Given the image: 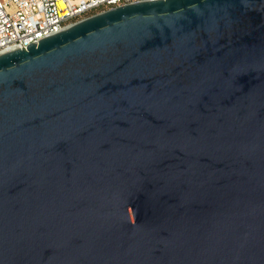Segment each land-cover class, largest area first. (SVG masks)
<instances>
[{"label": "water", "instance_id": "obj_1", "mask_svg": "<svg viewBox=\"0 0 264 264\" xmlns=\"http://www.w3.org/2000/svg\"><path fill=\"white\" fill-rule=\"evenodd\" d=\"M0 264H264V0H144L0 54Z\"/></svg>", "mask_w": 264, "mask_h": 264}, {"label": "built area", "instance_id": "obj_2", "mask_svg": "<svg viewBox=\"0 0 264 264\" xmlns=\"http://www.w3.org/2000/svg\"><path fill=\"white\" fill-rule=\"evenodd\" d=\"M144 0H0V54L27 49L68 26Z\"/></svg>", "mask_w": 264, "mask_h": 264}]
</instances>
